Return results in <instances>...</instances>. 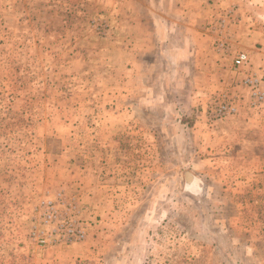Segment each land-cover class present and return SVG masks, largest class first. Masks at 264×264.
Masks as SVG:
<instances>
[{
	"label": "rangeland",
	"instance_id": "1",
	"mask_svg": "<svg viewBox=\"0 0 264 264\" xmlns=\"http://www.w3.org/2000/svg\"><path fill=\"white\" fill-rule=\"evenodd\" d=\"M254 1L213 12L228 70L200 109L146 57L140 0H0V264H264V77L229 43L264 37Z\"/></svg>",
	"mask_w": 264,
	"mask_h": 264
},
{
	"label": "crops",
	"instance_id": "2",
	"mask_svg": "<svg viewBox=\"0 0 264 264\" xmlns=\"http://www.w3.org/2000/svg\"><path fill=\"white\" fill-rule=\"evenodd\" d=\"M255 3L254 0H140V9L145 11L147 16L146 20L143 18L140 20V26L144 27L140 30V36L148 45H154L148 47L147 50L149 51H146V54H148L146 57L152 55L153 58L157 57L160 63L167 66L166 70H170V75H175V70H177L179 75L191 76L192 78L188 81L189 85H187L189 88L188 104L192 106L200 104V109H203L209 93L218 88H215L214 85L209 86L211 79L225 77L228 70L227 65L223 63L225 60L218 57L219 54H215L217 51L220 52L221 49L214 47L215 44L222 43L225 35L210 37L209 34H206V29H211L215 25V22L211 19L212 14L213 12H219L226 6H232L229 8L231 12L241 13L240 9H243L246 13V11L253 9ZM163 11L169 13V18L161 15ZM251 26L252 24L249 23L248 19L241 20L238 27H236V35L229 38V43H234L240 51L247 50L252 53V62L260 67L259 73L264 77V48L260 50L261 52L253 48L254 43L260 42L263 44L264 37L249 29ZM179 62H182L183 65H179ZM176 64L178 65L177 68L175 67ZM197 79L200 80V85L197 84ZM144 88V90L140 89L141 93L147 92L148 89L157 90L155 85ZM148 96V94L145 95L146 102L143 106L151 108L152 103ZM244 114L245 112L241 110L240 116H243L244 121L248 120V114ZM237 119H242V117ZM243 119L240 122H244ZM199 123L202 129L206 127L202 124L203 121ZM215 123L213 124L217 129L215 133L221 136L219 126L223 127L225 122L220 120ZM210 126L208 127L211 128L212 126ZM211 129L213 130V128ZM212 130L206 129L210 138ZM215 133L213 135L216 136Z\"/></svg>",
	"mask_w": 264,
	"mask_h": 264
},
{
	"label": "built area",
	"instance_id": "3",
	"mask_svg": "<svg viewBox=\"0 0 264 264\" xmlns=\"http://www.w3.org/2000/svg\"><path fill=\"white\" fill-rule=\"evenodd\" d=\"M218 44H219L218 45L219 48L223 46V44L220 42ZM247 63H248V57L244 53L238 54L234 59V67L238 69L245 66ZM244 85L249 86L253 90V95L258 97V94L255 91L256 88H258L259 86L258 79L248 78L244 81ZM212 111L214 118L217 120L224 118L226 116L234 115L236 113V107L231 101L227 100V101L218 102L214 106Z\"/></svg>",
	"mask_w": 264,
	"mask_h": 264
},
{
	"label": "bare ground",
	"instance_id": "4",
	"mask_svg": "<svg viewBox=\"0 0 264 264\" xmlns=\"http://www.w3.org/2000/svg\"><path fill=\"white\" fill-rule=\"evenodd\" d=\"M188 179V177H186Z\"/></svg>",
	"mask_w": 264,
	"mask_h": 264
}]
</instances>
